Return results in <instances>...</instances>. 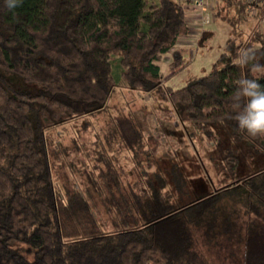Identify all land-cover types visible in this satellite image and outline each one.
Masks as SVG:
<instances>
[{"label":"trees","instance_id":"trees-1","mask_svg":"<svg viewBox=\"0 0 264 264\" xmlns=\"http://www.w3.org/2000/svg\"><path fill=\"white\" fill-rule=\"evenodd\" d=\"M253 8L264 16V0H221L215 15L231 25L230 36L209 71L163 90L158 63L164 55H171V73L187 61L176 46L190 31L183 2L22 0L10 11L0 0V264H201L199 242L213 248L222 240L235 243L241 264H264V215L257 205L250 204L239 234L226 215L215 213L216 195L178 207L163 180L156 186L144 173L133 183L124 177L121 152L130 153L134 166L140 154L151 155L131 115H111L94 151L80 144L94 163L79 187L59 162V153L65 159L67 153L53 136L68 122L95 116L116 89L157 91L200 138L212 139L214 125L223 124L264 153V137L239 129L244 102L237 108L233 100L242 78L264 87V75L253 74L264 63V35L256 23L241 40L226 14L235 9L239 22ZM212 37L204 30L197 47ZM248 48L257 49L255 60L238 67ZM18 79L36 90H22ZM221 162L238 181L235 152L225 150ZM242 183L264 194V168Z\"/></svg>","mask_w":264,"mask_h":264},{"label":"rangeland","instance_id":"rangeland-1","mask_svg":"<svg viewBox=\"0 0 264 264\" xmlns=\"http://www.w3.org/2000/svg\"><path fill=\"white\" fill-rule=\"evenodd\" d=\"M220 1L206 0L202 12L193 10L186 13L190 31L186 36L178 38L176 46L186 50L187 61L179 71L171 73L169 69L171 55L169 53L164 55L158 63L162 76L160 87L163 90L166 87L180 88L190 77L209 71L211 62L221 52L225 40L230 36L231 25L215 15L216 6ZM202 14H208L211 21L200 27L198 23ZM226 14L237 24L241 40L250 35L256 23L264 35V16L259 17L258 9L248 10L249 18L239 22L235 9ZM204 30L212 31L213 37L206 47L199 48L197 42ZM259 65L264 66V63ZM253 74L260 77L264 75V71L255 67ZM18 80L19 88L22 90L28 92L36 90L34 83ZM117 114L131 115L135 119L151 151L148 158L140 154L139 164L142 167L139 164L134 166L133 158L128 151L121 152L122 157L119 161L125 173L124 177L129 182L133 183L143 178L144 174L156 186L163 180L165 189L172 194L173 203L178 207L195 203L206 196L216 195L218 200L215 204V213L219 217L226 215L239 234L249 217L251 203L257 205L264 215V194H253L242 183L243 179L255 175L264 168V153L254 151L252 144L245 137L234 134L223 124L214 125L215 135L212 139L208 140L202 136L200 138L191 130L190 124L183 126L179 122L169 100L157 91L116 89L105 107L97 111L95 116L78 118L56 128L54 141L62 142L63 150L65 149V154L67 153V159L63 153H59V162L65 165L70 181L76 187L87 181L84 170L90 165L88 168L90 171L94 163L82 153L80 144L85 143L90 151L97 149L93 142L99 145L98 137L103 141L110 116ZM74 138L75 142L72 141ZM227 149H232L238 158L236 182L223 171L221 158ZM83 159L85 161L82 162ZM66 160L72 163L73 168L65 164ZM223 185H226L223 189H217ZM90 190L95 194L92 189ZM199 244L201 264H241L240 253L236 251L235 243L230 240H222L221 247L212 248L200 242Z\"/></svg>","mask_w":264,"mask_h":264},{"label":"clouds","instance_id":"clouds-1","mask_svg":"<svg viewBox=\"0 0 264 264\" xmlns=\"http://www.w3.org/2000/svg\"><path fill=\"white\" fill-rule=\"evenodd\" d=\"M22 0H5L6 7L11 11L17 8ZM257 49L248 48L243 50L236 65L246 67L256 58ZM258 70L264 71V66L254 65ZM235 106L242 110L236 115L239 129L252 138L264 137V87L255 78H242L238 81L237 91L233 97Z\"/></svg>","mask_w":264,"mask_h":264},{"label":"built area","instance_id":"built-area-1","mask_svg":"<svg viewBox=\"0 0 264 264\" xmlns=\"http://www.w3.org/2000/svg\"><path fill=\"white\" fill-rule=\"evenodd\" d=\"M178 2H183L184 5V9L187 12H192L193 10H197L202 12V10L205 8L204 3L206 0H177ZM248 3H258L261 2L262 0H246ZM206 13V12H205ZM188 17V16H187ZM186 17V18H187ZM201 20L199 21L198 25L200 27L205 26L207 24H209V22L211 21V17L208 14H202L201 15ZM188 21V20H187ZM189 24V23H188Z\"/></svg>","mask_w":264,"mask_h":264}]
</instances>
